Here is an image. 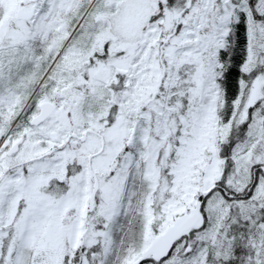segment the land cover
<instances>
[{"label":"snow or ice","instance_id":"obj_1","mask_svg":"<svg viewBox=\"0 0 264 264\" xmlns=\"http://www.w3.org/2000/svg\"><path fill=\"white\" fill-rule=\"evenodd\" d=\"M0 264H264V0H0Z\"/></svg>","mask_w":264,"mask_h":264}]
</instances>
